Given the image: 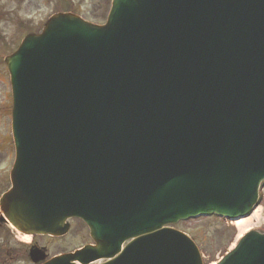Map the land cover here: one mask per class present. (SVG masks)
<instances>
[{
	"label": "water",
	"instance_id": "water-1",
	"mask_svg": "<svg viewBox=\"0 0 264 264\" xmlns=\"http://www.w3.org/2000/svg\"><path fill=\"white\" fill-rule=\"evenodd\" d=\"M4 63L15 161L0 222L59 237L76 218L96 244L45 264H202L167 226L256 206L264 0H113L104 26L57 14ZM218 264H264V234Z\"/></svg>",
	"mask_w": 264,
	"mask_h": 264
},
{
	"label": "rangeland",
	"instance_id": "rangeland-1",
	"mask_svg": "<svg viewBox=\"0 0 264 264\" xmlns=\"http://www.w3.org/2000/svg\"><path fill=\"white\" fill-rule=\"evenodd\" d=\"M68 2L70 8H75L86 20L95 22L104 21L106 9L110 4V0H0V194L9 187L8 173L13 160L9 130L11 100L8 74L2 60L17 47L28 31H36L52 14L62 11ZM257 209L260 212V225H255L252 229L263 232L264 198H261L255 210ZM69 223L70 231L59 239H36L37 246L45 248L49 258L67 253L89 241L87 230L80 222L73 220ZM255 223L256 221L253 224ZM174 228L186 233L197 243L204 264L218 260L222 251L229 250L239 234L234 223L215 218H199L177 223ZM33 241L32 239L25 242L6 226L0 225V246H5L10 255L4 264H31L28 257L23 259V256L27 245Z\"/></svg>",
	"mask_w": 264,
	"mask_h": 264
},
{
	"label": "bare ground",
	"instance_id": "bare-ground-1",
	"mask_svg": "<svg viewBox=\"0 0 264 264\" xmlns=\"http://www.w3.org/2000/svg\"><path fill=\"white\" fill-rule=\"evenodd\" d=\"M259 218H260V212L259 210H255L248 218H244V219H238L235 220L234 222V226L236 227V229L238 230V235H243L245 232H247L248 230L252 229L253 227L260 225L259 223ZM254 221H256L255 224ZM17 237H19L21 240L28 242L30 241V237L25 235V234H16Z\"/></svg>",
	"mask_w": 264,
	"mask_h": 264
}]
</instances>
